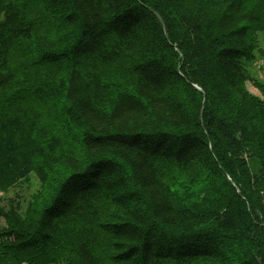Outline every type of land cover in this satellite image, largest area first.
Wrapping results in <instances>:
<instances>
[{
	"label": "trees",
	"instance_id": "16d2710c",
	"mask_svg": "<svg viewBox=\"0 0 264 264\" xmlns=\"http://www.w3.org/2000/svg\"><path fill=\"white\" fill-rule=\"evenodd\" d=\"M35 1L0 0V264H264V0ZM32 173L22 212L2 194Z\"/></svg>",
	"mask_w": 264,
	"mask_h": 264
},
{
	"label": "rangeland",
	"instance_id": "374dc122",
	"mask_svg": "<svg viewBox=\"0 0 264 264\" xmlns=\"http://www.w3.org/2000/svg\"><path fill=\"white\" fill-rule=\"evenodd\" d=\"M36 1L32 0L31 8L32 11H36L38 7H35ZM38 20L41 19L40 16L37 18ZM37 27L42 31H46L48 28V23L46 24L45 21L40 20ZM52 30V29H50ZM54 35H57L61 41L69 40L70 36L73 34V30L71 31L69 28H65L63 26H54V30H52ZM258 38H259V47L255 54V58L249 65L250 71V81L246 83L247 88L254 94L261 95L258 85H264V28L258 31ZM29 59L27 57L23 58V64L28 63ZM16 62V61H15ZM21 64L18 65L20 70L22 69ZM17 67V62H16ZM23 74V73H22ZM31 74V73H30ZM111 75L115 81L121 82L126 84L127 81L130 79L129 69L127 68L125 63L119 64L117 67L111 70ZM60 108L59 103H56V106L46 114V121L52 128L61 127L64 130L68 127L67 123L62 120V116L59 114ZM49 116V118H47ZM68 129V128H67ZM77 135V134H76ZM78 136V135H77ZM69 137V143L75 145L78 137L73 135L71 138ZM168 177L172 184V188L174 192L178 194L183 199H188L193 201L195 199L201 200L204 197L203 189L200 187V176L197 175L196 171L189 170V171H182L178 170L177 168L170 167L168 169ZM19 195V202L21 206L22 212H25L29 207L33 206V211L39 208V204L37 203L38 194L40 193V183L36 176L32 173L28 180L18 184L15 187L8 189L5 193L2 194L4 198L14 197L15 194ZM53 193L52 190L48 191V193L44 196L42 202L47 199V196ZM6 222L5 219L0 217V228L5 227ZM103 245V244H102ZM102 249V248H101ZM101 252H105L101 250ZM107 253V252H105ZM65 260L62 258V264H64ZM225 264H234L233 258H230V262Z\"/></svg>",
	"mask_w": 264,
	"mask_h": 264
}]
</instances>
